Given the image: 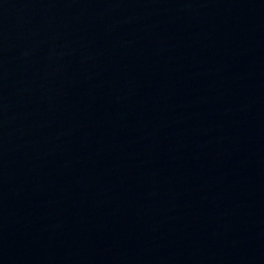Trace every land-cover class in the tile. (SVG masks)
Masks as SVG:
<instances>
[{
    "label": "water",
    "instance_id": "obj_1",
    "mask_svg": "<svg viewBox=\"0 0 264 264\" xmlns=\"http://www.w3.org/2000/svg\"><path fill=\"white\" fill-rule=\"evenodd\" d=\"M0 264H264V0H0Z\"/></svg>",
    "mask_w": 264,
    "mask_h": 264
}]
</instances>
